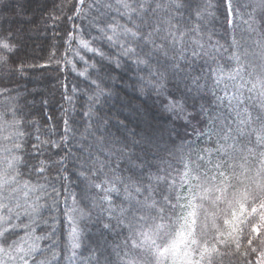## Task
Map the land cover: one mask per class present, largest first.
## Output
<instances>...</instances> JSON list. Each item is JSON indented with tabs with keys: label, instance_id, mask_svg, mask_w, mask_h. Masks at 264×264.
Returning a JSON list of instances; mask_svg holds the SVG:
<instances>
[{
	"label": "snow or ice",
	"instance_id": "obj_1",
	"mask_svg": "<svg viewBox=\"0 0 264 264\" xmlns=\"http://www.w3.org/2000/svg\"><path fill=\"white\" fill-rule=\"evenodd\" d=\"M84 4L85 0H75L74 5L71 6L74 8L73 15L67 16V19L71 21L74 17L79 18L83 13ZM248 6L252 8V12L249 13L252 21L249 24V31L264 35V0H253ZM185 7L182 0H164V3H160L159 0H93V3L89 5L90 9L94 8L97 12L91 24L100 33L99 39L106 42L111 49L119 50L116 58L109 59V64L114 66L113 70L122 68V60L134 64L137 69L135 77L137 90L143 94L144 88H147L155 91L158 96H165L167 102L163 105L164 110L187 119L186 108L196 106L195 100L201 93L202 85L199 77L193 76L191 71L184 67L185 54L188 51L184 47L187 30L180 31L179 26L172 23L173 19L179 18L178 14ZM224 7L226 17L236 14V10L232 7V0H224ZM162 12L168 13L167 17L161 19L159 14ZM113 13L120 19L126 20L127 23L121 24L114 18ZM201 15V12L196 13L198 18ZM53 18L59 19V17ZM232 22L231 19L228 20V23ZM129 24L131 27L128 26ZM195 30H199L198 26ZM72 39V34L69 33V40ZM96 39V37L93 38V40ZM193 43L203 49L200 41L194 40ZM256 43L259 44V41ZM166 45L173 48L178 55L170 56ZM232 45L239 47L235 39L232 40ZM52 47L54 48L55 44ZM78 47L92 52L101 60L106 59L105 54L98 48L90 47L87 40L81 39ZM20 49L21 42L16 40L11 33L0 37V71L15 73L16 69L9 66L10 56L14 57ZM5 52L8 55H4ZM54 55L52 53L50 58H54ZM76 55L79 53L77 52ZM191 55L198 57L201 52L192 51ZM203 55L208 56L209 52H203ZM250 55L253 59L247 64H242L241 54L238 51L233 52L231 59L237 66L227 73L221 68L215 76L217 87L225 79L238 82L235 83L236 91L233 94L229 95L226 92L225 96L217 97L218 101H228L229 107L236 113V118L229 119L231 112L229 116H224L222 119L213 116L208 122L209 126L202 132L194 130L198 139L206 137L208 143H215V147L202 149L196 154L195 161L191 157L183 161V171L179 173V184L171 174L159 175V172L165 171L161 167L164 161L158 155L162 148L161 141L164 140V135L154 121L146 119L138 108L126 106L128 114L123 120L116 121L117 132L120 133L117 137L107 131V120L101 119L97 130L104 129V135L112 137L113 144L120 145V147L113 151L105 149L109 158L107 161H101L95 157L91 159L87 168L84 163H77L79 168L85 169L75 172L77 178L89 181L90 177L87 173L95 176L98 172L102 173L104 167L115 171L111 163L115 152L121 154L120 159H127L130 171L141 177L140 181H135L124 188V198L129 204L128 208L113 207L110 194L119 193L120 190L115 186L116 183H123L119 178L112 182L105 179L100 183L88 184V188L104 192L102 202L108 205L107 208L101 210L102 214L96 221L101 236L105 233H112L116 228L121 231L128 230V235L123 241L122 254L119 245L114 250L117 264H166L169 260L171 264H205L206 260L207 264H213V253L218 249L197 239V229L203 228L207 231L209 225L216 228L218 235L224 237L217 242L221 245H226L228 238L238 230L236 225L241 223L239 218L243 215V210L247 208L246 205L242 206L239 212L234 209L231 219L224 220V224L231 229L226 233L219 232L216 225L217 216L209 211V206L218 209L221 202H229L228 190L232 186V181L236 179L239 182V177L236 175L237 169L242 175L247 176L248 169L245 164L248 156L258 154L261 164L258 174L264 172V124L261 123L264 121V54L259 56V64L256 62L255 53H244L245 58ZM79 58L84 60L83 56ZM89 67L94 68L95 65H89ZM249 68L252 69L251 72L248 71ZM22 69L23 65H20V70ZM141 71H146V75H140ZM80 75H84V72ZM246 76L247 79H245ZM172 81L176 82L177 90L181 84L184 85V94L179 99L175 97V93L168 92V84ZM91 83L96 86L97 91L89 97L90 101L95 100L99 103L100 96L114 95L112 91L100 88L96 80ZM11 91L0 89V96L14 101L17 98L11 96ZM189 98L193 101L191 105L188 103ZM42 103L46 102L42 101ZM25 106H27L26 98ZM252 110L256 112L255 117L252 116ZM205 111L204 105L201 104L200 112ZM22 112L23 109L15 103L7 111L0 112V264H8V261H12L13 264H51V260L55 259V252L51 259L36 258L41 255L38 242L45 237L35 236L34 225L45 207L53 211L58 208L62 193L67 199L68 185L64 181L71 179L68 164L79 162L81 158L74 156L69 147L73 143L74 135L66 117H62L64 134L59 140H40L37 136V143L32 145L31 151H27L25 134L19 131L24 125L22 116L18 118ZM83 115L88 118L89 123L85 131L81 133V140L86 139L87 135L92 132V120L100 119L94 117L91 110ZM9 116L11 120L7 119ZM241 116L244 118H240ZM195 118L192 116V119ZM217 121H219L218 128ZM133 122H135V127L130 128L129 125ZM253 125H260L259 130L257 131ZM7 129H14V131L3 135L2 133ZM168 135L171 137V133ZM213 136H215V141H213ZM253 136H255L254 140ZM97 139L103 143L104 136ZM243 140L246 142H242ZM74 146L82 152L87 151L83 143ZM257 149L260 151L257 152ZM49 150H53L51 154L58 156V159H38V157L48 155ZM61 152L65 154L60 155ZM88 156L92 158L93 154L88 151ZM149 157L155 159H149ZM32 160H36V164H33ZM157 160L159 163L156 162ZM95 164H99L100 167L92 166ZM116 167L118 168V164ZM153 167L157 169L156 173L151 172ZM22 168H28L29 173L35 171L38 176L44 178L45 182L35 184L27 180L21 182ZM52 169H55V176L49 177L47 173ZM146 172L149 181L147 185L142 183ZM261 179L264 180V176ZM56 183L60 184L59 188L56 187ZM161 183L168 185L165 189L167 194L161 192L160 199L157 200L155 194L157 186ZM129 187L134 189L136 196L132 195ZM185 187L188 189L187 194L181 195L176 191L177 188ZM37 192L40 195H36ZM145 192L148 195L143 200L137 199V196ZM71 196L75 205V194ZM51 197H55L51 200V205L40 203L41 200ZM182 200L185 203L182 204ZM258 203L259 207L264 209V202L258 201ZM255 210V208L252 209V211ZM70 211H75V209ZM81 214H84L83 210ZM252 230L259 231L256 226H253ZM21 232L24 235H19ZM78 237V229L73 227L71 239L74 249L80 246L77 242ZM194 246L199 248V259L193 258ZM106 251L105 248L101 256H104ZM96 264H101L100 257L96 258ZM104 264H111L107 256H104Z\"/></svg>",
	"mask_w": 264,
	"mask_h": 264
},
{
	"label": "trees",
	"instance_id": "obj_2",
	"mask_svg": "<svg viewBox=\"0 0 264 264\" xmlns=\"http://www.w3.org/2000/svg\"><path fill=\"white\" fill-rule=\"evenodd\" d=\"M159 2L164 3V0H159ZM252 2L253 0H232V7L236 10V14L226 17L224 0H182L186 7L178 14L179 18L173 19L172 23L178 25L180 31L187 30L184 47L188 51L185 54L184 67L191 71L193 76L199 77L202 85L201 93L195 100L196 106L186 108L187 119H185L164 110L163 105L167 102L165 96H158L155 91L147 88H144L143 94L137 90L135 86L137 69L134 64L122 60V68L113 70L114 66L109 64V59L116 58L119 50L111 49L106 42L101 41L100 33L91 24L93 18L97 16L95 9L89 8L93 0H85L83 13L79 18L74 17L71 21L67 19V16L73 15L74 8L71 6L74 5L75 0H2L0 3V37L11 33L16 40L21 42V49L14 57L10 56L9 66L16 69L15 73L0 71V78H2L0 89L12 90L11 96L17 98L13 101L0 96V112L7 111L13 103L23 109L22 114L18 115V118L22 116L24 120V125L19 131L25 134L27 151H31L32 145L37 143V136L40 140H59L64 134L62 117H66L74 135L73 143L69 147L74 156L81 158L79 162L68 164L71 179L64 181L68 185L67 199L62 193L58 208L53 211L45 207L34 225L35 236L45 237L38 242L41 255L37 256V259L45 257L51 259L55 252V259L51 260V264H96L97 257H100L101 264H104V256L108 257L111 264H117V256L114 254L117 245L122 254L123 241L128 235V230L121 231L116 228L112 233H105L101 236L96 221L102 214L101 210L107 208L108 205L102 202L104 192L95 188L90 189L88 184L100 183L105 179L112 182L119 178L123 181L115 185L120 190L119 193L110 194L113 207L128 208L129 204L124 198V188L135 181H140L141 177L130 171L127 159H120L119 152H115L111 160L115 171L104 167L102 173L98 172L95 176L87 173L90 177L89 181L78 179L75 175V172L85 170L79 168L77 163H84L87 168L91 159L95 157L101 161H107L109 158L105 149L113 151L120 147V145L113 144L112 137L104 135V129L97 130L101 119L107 120V131L117 137L120 133L117 132L116 121L123 120L128 114L126 106L138 108L146 119L154 121L164 135V140L161 141L162 148L158 155L164 161L161 167L165 171L159 172V175L171 174L175 177L177 184L180 182L179 173L183 171L184 160L191 157L195 161L196 154L202 149L215 147V143H208L206 137L198 139L195 132H202L207 128L213 116L222 119L224 116H229L231 112L229 119L236 118V113L229 107L228 101H218L217 97L225 96L226 92L231 95L236 91L235 83H238L225 79L217 87L215 76L221 68L227 73L237 66L231 59L233 52L238 51L241 54L242 64H247L253 59L251 55L245 58V52L255 53L257 64L260 63L259 56L264 54V35L249 31V24L252 23L249 13L252 12V8L248 5ZM197 12H201L200 18L196 16ZM112 15L121 24L127 23L115 13ZM167 15L168 13L165 12L159 14L161 19ZM53 17H59V19ZM229 19L233 22L228 23ZM258 23L257 21V25ZM128 26L131 27L130 24ZM161 26L163 27V24ZM196 26L199 28L198 31L195 30ZM69 33L73 37L71 41ZM94 37L97 39L93 40ZM81 39L89 41L90 47L100 49L106 59L101 60L92 52L78 47ZM233 39L238 42V48L232 45ZM194 40L200 41L203 49L198 48L193 43ZM257 41L259 44L256 43ZM53 44H55L54 48ZM192 51L201 52V55L193 57ZM77 52L79 55H76ZM168 52L170 56L178 55L171 47H168ZM203 52H209V55L205 56ZM52 53L55 54L54 58H50ZM3 54L8 55L6 52ZM80 56H83L84 60H80ZM68 61L71 63H67ZM93 64L94 68L89 67ZM20 65H23L22 70H20ZM248 71L251 72L252 69L249 68ZM257 71L259 72V69ZM81 72H84V75H80ZM139 74L146 75V71H141ZM93 80L97 81L100 88L112 91L114 95L100 96L99 103L95 100L90 101L89 97L97 91L96 86L91 83ZM175 84V81L168 84V92L175 93V97L179 99L184 94V85L181 84L177 90ZM25 98L27 106H25ZM192 102L189 98V105ZM201 104L206 109L204 113L200 112ZM90 110L94 113V117L100 119L92 120V132L87 135L86 139L81 140V133L85 131L89 123L83 113ZM192 116L196 118L192 119ZM252 116H256L254 110H252ZM7 119L11 120V116ZM261 123L264 124V121ZM216 126L219 127V121ZM253 126L257 128V131L259 130L260 125ZM129 127L134 128L135 122ZM9 131H14V129H7L2 134L7 135ZM102 135L104 136L103 143L97 139ZM254 139L255 136H253ZM213 141H215V136H213ZM80 143H83L87 151L82 152L74 146ZM52 151L49 150L48 155L38 157V159H58V156L51 154ZM88 151L93 154L92 158L88 156ZM259 151L257 149V152ZM64 154V152L60 153V155ZM149 159L155 158L149 157ZM36 162L32 160L33 164ZM156 162L159 163L158 160ZM92 166L100 167L99 164ZM245 167L248 169L246 177L240 173L239 169L236 171L239 182L236 179L232 181V186L228 190L229 202H221L218 209L209 206V211L217 216L216 225L220 233L231 230L228 225L224 224V220L231 219L232 211L235 209L239 212L242 206H247L239 218L241 223L236 225L238 230L228 238V243L226 245L217 243L224 237L218 235L217 229L211 225L207 231L203 228L197 229L198 239L218 249L213 253V264H264V256H262L264 253V209H261L258 203V201L264 202V180L261 179L264 172L258 174L261 168L259 155L248 156ZM21 172V182L25 180L33 184L45 182L44 178L38 176L35 171L29 173L28 168H22ZM151 172L156 173L157 169L153 167ZM47 175L55 176V169L49 171ZM142 183L145 185L149 183L147 172ZM56 187L59 188L60 184L56 183ZM167 187L168 185L164 183L157 186L155 194L157 200L160 199L161 192L167 194L165 191ZM129 191L136 196L134 189L129 187ZM176 191L181 195L188 193L187 187L177 188ZM71 194H75V205ZM36 195L40 193L37 192ZM147 195L148 193L145 192L137 196V199L143 200ZM54 198L41 200L40 203L51 205V200ZM181 203L185 201L182 200ZM253 208L256 210L252 211ZM72 209L75 211H70ZM81 210H83V215ZM253 226H256L259 231L254 232ZM73 227H76L79 232L77 242L80 246L75 249L72 247L71 239ZM19 235H24V233L21 232ZM105 248L107 251L104 252V256H101ZM5 259L7 260V257ZM9 262L13 263L8 261V264Z\"/></svg>",
	"mask_w": 264,
	"mask_h": 264
},
{
	"label": "rangeland",
	"instance_id": "obj_3",
	"mask_svg": "<svg viewBox=\"0 0 264 264\" xmlns=\"http://www.w3.org/2000/svg\"><path fill=\"white\" fill-rule=\"evenodd\" d=\"M246 79L248 78L247 76L245 77ZM234 92H232V94H233ZM196 238L198 239V236H196ZM198 251H199V248H197V247H193V252H194V256H193V258L194 259H196L197 257H199V254H198ZM6 258V257H5ZM9 264H13V263H10L9 262ZM166 264H171V261L169 260V261H167L166 262Z\"/></svg>",
	"mask_w": 264,
	"mask_h": 264
}]
</instances>
